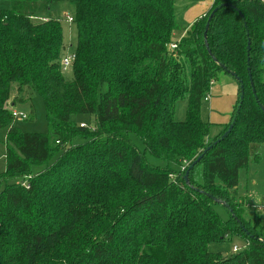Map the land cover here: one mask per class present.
Listing matches in <instances>:
<instances>
[{"label": "trees", "instance_id": "16d2710c", "mask_svg": "<svg viewBox=\"0 0 264 264\" xmlns=\"http://www.w3.org/2000/svg\"><path fill=\"white\" fill-rule=\"evenodd\" d=\"M6 1L0 264H264V220L237 192L264 144V0H214L179 40L174 0ZM61 1L74 7L71 79L63 27L49 15ZM222 72L238 77V98L211 137L201 106ZM25 91L42 98L46 132L14 124L9 105ZM180 100L186 116L176 121ZM233 239L245 246L223 251Z\"/></svg>", "mask_w": 264, "mask_h": 264}, {"label": "rangeland", "instance_id": "374dc122", "mask_svg": "<svg viewBox=\"0 0 264 264\" xmlns=\"http://www.w3.org/2000/svg\"><path fill=\"white\" fill-rule=\"evenodd\" d=\"M202 0H174L175 11L178 13L182 11L187 4L197 3ZM9 2L6 0H0V9L8 8ZM74 13V7L67 1H61L54 3L49 11V15L52 18L58 19L61 22L63 27V36L64 41L66 42V54L71 53L76 45V27L74 23L68 19L72 17ZM176 14V13H175ZM65 54V55H66ZM66 79L72 78L71 68L64 69ZM233 83L235 87H232L229 83ZM25 91L21 94L24 101H17L14 105H9L11 109L16 110L17 112L25 113L28 118L31 119H21L15 118L14 124L22 132H46L47 123L45 116V109L42 98L36 93ZM233 93L237 96L238 94V82L230 74L222 72L220 73L218 79L213 83L210 90V100H204L201 106V117L205 121H209L215 126H212L210 136L213 137L218 134L221 129L222 122L229 119L234 104L236 100L229 105L227 109L226 94ZM17 92V85L11 84L10 87V99H13ZM216 96V97H215ZM217 99V102L214 99ZM238 98V97H236ZM212 104V105H211ZM187 101L180 100L175 104L174 109V119L176 121L185 120L186 116ZM31 115V117H29ZM89 118L92 117L88 115H81L78 117V120L83 121L84 123H89ZM5 128H0V172L5 170ZM133 142L136 146L143 151V144L139 138L132 136ZM79 141L75 139L74 142ZM260 158L258 161H254L251 157L249 158L248 164L245 168L241 169L239 172V182L237 187L238 194L245 200V207L248 211L252 212L257 210L260 212L262 219L264 220V144L259 148ZM146 159L154 166H165V162L154 158L149 153H145ZM43 165L36 166L35 169H41ZM216 211L222 218H226L228 215L224 208L220 205L215 206ZM245 243L239 239H233L231 242L225 243L222 245V250L231 253L234 247L241 248L244 247Z\"/></svg>", "mask_w": 264, "mask_h": 264}, {"label": "crops", "instance_id": "0c3cea01", "mask_svg": "<svg viewBox=\"0 0 264 264\" xmlns=\"http://www.w3.org/2000/svg\"><path fill=\"white\" fill-rule=\"evenodd\" d=\"M214 0H202L199 1L197 3H193V4H187L186 7H184V9L182 11H179L178 13L175 11L176 13V21H177V31L174 33V38L179 40L182 36H184L186 30L189 28V26L199 17L204 16L209 9L212 7ZM232 87H235V85L233 83H229ZM216 97V96H215ZM236 97H238L233 93L230 94H226V98H228L227 101V109H229V105L235 101V99H237ZM210 100V94L208 96V99L206 101ZM215 102H217V99H214ZM212 105V104H211ZM231 117V115H230ZM230 117L227 121L230 120ZM228 122H226V120H224V122H222L219 125H224ZM233 252V251H232Z\"/></svg>", "mask_w": 264, "mask_h": 264}, {"label": "water", "instance_id": "95a60500", "mask_svg": "<svg viewBox=\"0 0 264 264\" xmlns=\"http://www.w3.org/2000/svg\"><path fill=\"white\" fill-rule=\"evenodd\" d=\"M216 9H213L211 11V13L209 14L208 16V19H207V23H206V26H205V33H204V36H206V32L208 30V27H209V21L211 20L214 12H215ZM247 49H249V42H248V46H247ZM221 67L226 70V67L221 64ZM233 78H235L237 81H239L238 77L235 75L234 72H228ZM242 87V86H241ZM242 97V89H241V95H240V98ZM232 126L233 124L231 123L229 126H228V129L223 133L222 137H224L231 129H232ZM210 149V146H208L204 151L203 153H201L200 155H198L196 157V159H194L192 161V163L188 166V169L185 171V174H184V179L186 182H188V173H189V170L203 157L204 153L207 152L208 150ZM215 199V198H214ZM224 206H226L225 203H223ZM227 207V206H226Z\"/></svg>", "mask_w": 264, "mask_h": 264}, {"label": "built area", "instance_id": "2783aa9c", "mask_svg": "<svg viewBox=\"0 0 264 264\" xmlns=\"http://www.w3.org/2000/svg\"><path fill=\"white\" fill-rule=\"evenodd\" d=\"M68 19L71 20V17H68ZM170 48H175V44H171ZM73 58H74V54L73 53L66 54V55H64L62 57L61 64H62L63 69H67L68 67H70ZM208 96L204 100H207ZM11 114H12L14 119L15 118L25 119L27 117V115L25 113H21V112L19 113V112H17L14 109H12ZM83 125L84 124L81 123V126H83ZM237 250H238V248L234 247L233 251H237Z\"/></svg>", "mask_w": 264, "mask_h": 264}]
</instances>
